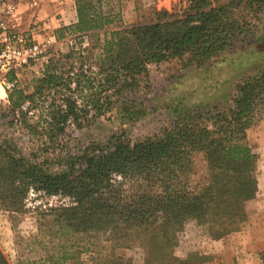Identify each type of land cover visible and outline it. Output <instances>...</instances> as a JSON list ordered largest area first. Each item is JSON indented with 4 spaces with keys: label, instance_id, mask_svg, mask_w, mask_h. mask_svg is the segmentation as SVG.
Returning <instances> with one entry per match:
<instances>
[{
    "label": "trees",
    "instance_id": "obj_1",
    "mask_svg": "<svg viewBox=\"0 0 264 264\" xmlns=\"http://www.w3.org/2000/svg\"><path fill=\"white\" fill-rule=\"evenodd\" d=\"M187 1L184 14L161 10L154 21L118 25L107 0H76L77 22L57 32L79 33L77 48L51 57L33 91L18 82L8 91V115H20L29 134L55 153L59 170L16 146L0 147L6 209H24L32 191L58 198L51 209L61 227L101 232L111 248L141 247L145 264L185 263L175 250L188 220H206L216 237L239 230L255 214L260 186L248 131L264 118V70L234 85L228 108L182 114L161 135L92 141L78 152L65 143L70 124L81 127L116 105L128 110V95L141 88L151 64L189 56L202 66L240 46L246 55L264 50V35L251 30L264 14V0ZM195 153L208 162L205 181L196 184L190 180ZM0 264H11L1 247ZM94 264L132 262L112 253Z\"/></svg>",
    "mask_w": 264,
    "mask_h": 264
},
{
    "label": "rangeland",
    "instance_id": "obj_2",
    "mask_svg": "<svg viewBox=\"0 0 264 264\" xmlns=\"http://www.w3.org/2000/svg\"><path fill=\"white\" fill-rule=\"evenodd\" d=\"M107 1L119 14L118 25L154 21L156 13L161 10L184 14L189 6L187 0ZM42 22L37 21L24 31L38 28L34 39L48 42L47 57L25 68L19 75L8 76L28 92L34 90L36 79L51 57L65 54L79 45V33L53 34ZM263 25L264 14L259 22H255L252 32L262 37L264 28L260 31V27ZM259 70H264V50L246 55L241 46L231 54H221L202 66L189 56L151 64L141 88L128 95V110L116 105L110 112L92 115L81 127L70 124L65 143L72 152H78L92 141L115 142L121 138L136 142L161 135L182 114L200 108L208 116L214 107L228 108L234 85ZM79 100L83 105L82 99ZM9 105L8 91L5 92L0 84V147L16 146L17 152L42 162L45 167L59 170L55 153L48 151L38 137L29 134L19 114L16 118L8 115ZM25 108H29V103ZM33 112L38 114L36 110ZM248 142L256 156L259 175V197L252 202L255 214H248L239 230L230 234L218 231L216 237L211 235L206 220H188L176 236V256L184 264H264V118L249 129ZM1 160L0 156V164ZM192 161L194 173L190 180L194 184L204 182L208 174L204 154L195 153ZM127 187L130 188V184ZM58 202V198L32 191L25 208L16 212L6 209L0 198V247L11 264H94V259L112 253L130 260L132 264H145L141 247L117 245L111 248L112 243L106 241L101 232L79 233L61 227L51 209ZM236 232H241V236ZM63 256L67 257L66 260Z\"/></svg>",
    "mask_w": 264,
    "mask_h": 264
},
{
    "label": "built area",
    "instance_id": "obj_3",
    "mask_svg": "<svg viewBox=\"0 0 264 264\" xmlns=\"http://www.w3.org/2000/svg\"><path fill=\"white\" fill-rule=\"evenodd\" d=\"M18 21L16 4L0 0V84L5 92L16 85L8 78L10 73L19 75L22 70L48 55V42L34 39L38 28L24 31Z\"/></svg>",
    "mask_w": 264,
    "mask_h": 264
},
{
    "label": "crops",
    "instance_id": "obj_4",
    "mask_svg": "<svg viewBox=\"0 0 264 264\" xmlns=\"http://www.w3.org/2000/svg\"><path fill=\"white\" fill-rule=\"evenodd\" d=\"M2 1L16 4L19 13L18 24L22 30H29L33 23L43 21V25L49 29V32L55 34L59 27L72 25L78 20L76 0ZM236 233L241 236V232Z\"/></svg>",
    "mask_w": 264,
    "mask_h": 264
}]
</instances>
